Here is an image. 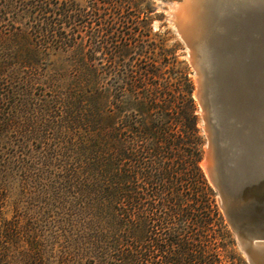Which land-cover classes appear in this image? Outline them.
<instances>
[{
	"label": "trees",
	"instance_id": "obj_1",
	"mask_svg": "<svg viewBox=\"0 0 264 264\" xmlns=\"http://www.w3.org/2000/svg\"><path fill=\"white\" fill-rule=\"evenodd\" d=\"M153 11L0 0V264H247L202 167L190 67L152 37Z\"/></svg>",
	"mask_w": 264,
	"mask_h": 264
},
{
	"label": "water",
	"instance_id": "obj_2",
	"mask_svg": "<svg viewBox=\"0 0 264 264\" xmlns=\"http://www.w3.org/2000/svg\"><path fill=\"white\" fill-rule=\"evenodd\" d=\"M172 25L195 72L202 167L250 264H264V0H180Z\"/></svg>",
	"mask_w": 264,
	"mask_h": 264
},
{
	"label": "rangeland",
	"instance_id": "obj_3",
	"mask_svg": "<svg viewBox=\"0 0 264 264\" xmlns=\"http://www.w3.org/2000/svg\"><path fill=\"white\" fill-rule=\"evenodd\" d=\"M79 1H85V0H79ZM147 1L151 2L153 7H154V11L149 15L150 17L153 18L152 37L155 38L158 42L165 41L166 46L169 49L170 48L176 49V56L178 57V60L180 62H187V64L189 65L190 70H191V77L193 79L194 86H195V72L189 63L188 49L186 48L185 44L183 43V41L180 39L179 35L177 34L176 29L172 25V16H171L172 7H173L174 3H176L180 0H147ZM145 8H146V3L141 5V9H145ZM100 58H101V64H102L101 66L104 67L105 56H104L103 52H101ZM194 92H195V89H194ZM197 105H198L199 113H200V117H201V109H200L198 103H197ZM201 127H202V130L204 132L202 119H201ZM204 134H205V132H204ZM205 136H206V134H205ZM206 146H207V144H206ZM216 193H217L219 208H220V211H221L222 216L224 218L225 224L227 226L228 231L232 234V239L235 241V244H236L235 251L238 255H240L241 258H243L246 261L247 264H250L248 259H247L246 254L238 246L237 237L233 233V231L231 230L229 224L227 223V221L224 217L223 211L221 209V201L219 198V194L217 191H216ZM221 243L224 246H226L228 251H230V249H232L229 245V239H223V240H221Z\"/></svg>",
	"mask_w": 264,
	"mask_h": 264
}]
</instances>
